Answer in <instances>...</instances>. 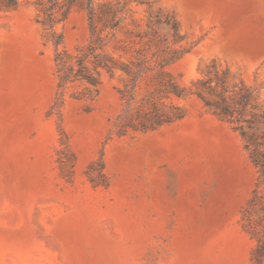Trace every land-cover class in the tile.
Returning a JSON list of instances; mask_svg holds the SVG:
<instances>
[{"label":"rangeland","instance_id":"374dc122","mask_svg":"<svg viewBox=\"0 0 264 264\" xmlns=\"http://www.w3.org/2000/svg\"><path fill=\"white\" fill-rule=\"evenodd\" d=\"M56 53L75 74L82 61L97 84L61 82ZM96 61H173L164 71L184 96L154 95L159 71L97 76ZM215 71L229 90L252 91L241 125L255 118L260 137L264 0H18L0 10V264H254L261 178L237 125L189 91ZM124 95L127 120L153 95L182 118L120 134Z\"/></svg>","mask_w":264,"mask_h":264},{"label":"trees","instance_id":"16d2710c","mask_svg":"<svg viewBox=\"0 0 264 264\" xmlns=\"http://www.w3.org/2000/svg\"><path fill=\"white\" fill-rule=\"evenodd\" d=\"M17 4L18 0H0V10L14 8L17 6ZM117 12L118 11H116V13ZM118 23L119 20H116L111 23H107L106 26L115 29ZM166 26H170L173 32V36L176 40V38L178 37L177 23L174 21L171 24L169 22H166ZM90 27L92 30L95 29V25L93 24L92 20L90 21ZM92 45L93 44H90V46L88 47L90 52L96 50V47H92ZM55 62L58 68L59 78L61 82L67 81L73 74H75L74 66H68L66 61L63 60L61 53H56ZM96 62L97 66L95 73L97 74V76H99L100 73L98 68H104L108 71H110V69H118L131 77L132 81H135L142 74L159 71L156 75L158 86L153 92L154 95L161 94L165 97L175 96L177 98H182L184 96L185 88L179 86L174 81L172 76L164 71V68L173 61H160L154 64L150 63L149 61H131L127 64H123L118 61H109L110 63H108L107 61ZM81 64L82 61H77V65L79 66V68L77 69L75 76L80 77L81 79H84L93 85L97 84V77L84 73V68L81 66ZM210 74L211 71L208 72V75ZM213 82L215 83L213 84ZM199 83L204 91L203 89L199 88L195 91H189L196 94L204 102L205 106L212 109L219 117L237 125L235 129L239 132L244 142L245 148L249 151L251 161L257 169V172L261 178L260 183H258L253 191V198L250 201V208L259 205L261 206V211L264 212V198L259 194L260 186L264 185V151L261 152L258 150L260 146H264V134L258 137V121L255 118L247 121V130L244 129L241 125V122L243 120L241 116L242 110L249 105L252 91L250 89L237 88V86H233L231 90H229L227 88L224 76H218L216 71L214 79L209 77L205 81H200ZM228 92L230 102H228V98L226 95ZM154 95L144 101V105H151V108L149 110L145 111L142 109H138L136 110L135 115L131 116L128 120L127 118L129 117V110L127 109L130 107V101L132 98L127 99L125 95L124 97H122L121 100L126 110L124 112V116L120 117L117 122L116 128L118 130V133L124 134L125 128H127V126L133 128L134 130L152 131L164 123H170L182 118V113L179 111V107H174L178 111L174 115H169L167 113L161 112L153 103ZM206 95L214 97V100L208 99ZM259 138L262 139V141H259ZM100 169H103L102 165ZM99 178L104 179V174L99 172ZM90 181H92L94 186H98L101 184L104 185V181H99L92 177H90ZM247 211V214H249L250 209L248 208ZM263 220H261V224ZM260 223L258 225H260ZM251 230L253 237L257 240V245L254 250L252 260L254 264H261L264 260V237L261 236V234H263V231L257 230L255 227H251Z\"/></svg>","mask_w":264,"mask_h":264}]
</instances>
